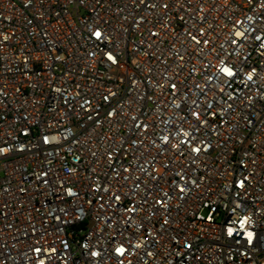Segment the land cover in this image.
Wrapping results in <instances>:
<instances>
[{
    "label": "built area",
    "instance_id": "1",
    "mask_svg": "<svg viewBox=\"0 0 264 264\" xmlns=\"http://www.w3.org/2000/svg\"><path fill=\"white\" fill-rule=\"evenodd\" d=\"M0 264H264V0H0Z\"/></svg>",
    "mask_w": 264,
    "mask_h": 264
}]
</instances>
